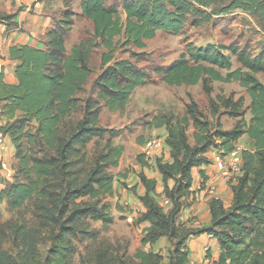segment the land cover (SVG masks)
I'll return each mask as SVG.
<instances>
[{
    "label": "trees",
    "instance_id": "16d2710c",
    "mask_svg": "<svg viewBox=\"0 0 264 264\" xmlns=\"http://www.w3.org/2000/svg\"><path fill=\"white\" fill-rule=\"evenodd\" d=\"M78 7L92 25L88 37L67 49L66 34L74 19L65 9L54 27L46 31L42 47L10 46V57L18 60L15 83L4 81L0 73V115L6 119L1 128L9 135L17 159L13 179L0 188V200L8 197L13 208L21 207L31 197L38 200L55 242L47 264H69L70 241L64 233L69 232L70 224L85 215L108 218L104 204H76L75 199L114 194V176L107 167L118 165L124 146L107 142L106 150L97 154L83 178L71 174L84 167L89 141L121 132L99 123L100 110H124L133 90L147 82L138 66L143 51L129 49L131 58H115V52L120 47L143 48L145 40L159 29L178 33L186 23L200 26L235 10L264 20V0H121V4L116 0H79ZM14 16L0 11V22H11ZM95 48L102 50L99 71L92 80L93 91L80 97L93 73L90 59ZM155 71L168 85L201 82L208 96L214 80H237L250 97V117L246 120L237 110L243 106L242 97L232 102L231 97L220 94L209 99L212 114L233 105L232 114L240 116L228 129L219 121H210L193 99L187 102L182 117H157L156 125L165 124L167 128L163 136L166 148L160 151L163 154L156 152L145 159L159 177L146 173L144 154H137L142 169L136 184L144 188L139 196L145 206L140 219L146 222L143 241L153 243L160 236L175 238L171 264H188V237L208 233L220 248L209 264H264V81L258 76L264 74V53L255 55L236 42L190 43L177 58ZM75 110L81 115L73 119ZM190 126L193 143L187 133ZM244 134L252 149L242 151V170L232 185L231 205L225 208L219 198L210 197L209 224L189 227L180 223L179 214L194 199L193 169L200 167L203 185L206 175L202 166L210 163L209 149L214 146L227 153ZM27 142L37 143L39 153L29 154ZM49 181H54L56 191L46 189ZM158 195L168 200L169 208L161 205ZM206 255L210 257L209 252Z\"/></svg>",
    "mask_w": 264,
    "mask_h": 264
},
{
    "label": "rangeland",
    "instance_id": "374dc122",
    "mask_svg": "<svg viewBox=\"0 0 264 264\" xmlns=\"http://www.w3.org/2000/svg\"><path fill=\"white\" fill-rule=\"evenodd\" d=\"M64 2L66 9L71 12L74 19L65 39L66 47L69 49L72 43L89 36L92 25L87 18L79 14L77 0H64ZM116 2L121 4V0H116ZM119 9L122 12V20H124L125 13L121 5ZM145 41L143 48L127 46L120 47L115 52V58H131L129 49L143 51L144 58L138 61V66L145 72L147 78L146 83L133 90L124 110L109 111L106 108L100 110L99 123L104 127L119 128L121 132L111 138L105 134L103 137H94L89 141L86 146L84 167L71 174L74 178H83L94 164L97 154L106 150L107 142L124 146L118 165L107 167V170L114 176V194L101 195L98 199H91L87 196L75 199L76 204L95 203L96 207L104 204L108 218L106 220L96 219L91 215H85L70 224L69 232L64 233L65 239L70 241L67 254L69 264H171L175 238L160 236L153 243L143 241L146 222L140 219L145 206L139 196L144 193V189L141 184H136L142 169L141 162L137 160V154H144L143 158L147 165L146 173L159 177L153 167L149 165L150 168H148L149 163L145 159V157L155 155V151L160 152L166 148L163 146L161 150H155L149 155L145 152L151 137L162 139L164 133L167 132L165 124L156 125L157 117L173 116V120L182 117L186 114V104L191 99L198 103L210 121L214 124L219 121L224 129L234 125L240 116L232 114L235 109L232 108L233 105L229 108L221 107L217 115L212 114L209 104L210 97L216 99L220 94L231 97L232 102L242 97L243 106L237 110L246 120L250 117L248 109L250 97L237 80L229 82L214 80L213 90L208 96L201 82L193 85H168L160 79L155 68L164 66L177 58L190 43L206 45L236 42L248 47L255 55L260 52L264 53L263 19L258 20L249 13L235 10L228 14L218 15L211 22L200 26L186 23L183 30L178 33L159 29L153 37ZM101 50V48H95L91 55L90 64L93 67V73L84 85L85 90L78 94L80 97H86L93 91L92 80L99 71ZM233 60L235 61V58ZM258 76L264 81L263 73H259ZM80 115L81 112L75 110L72 118L76 119ZM192 130L193 126L187 130L191 143L194 142ZM5 143L7 146L6 139ZM25 149L29 154L39 153V146L34 142H27ZM208 153L211 163L215 156L225 158L228 152L212 146L207 155ZM2 163L4 165H1L0 169L7 164L0 154V164ZM7 173L11 178L14 174V167L8 168ZM46 189L56 191L54 181H49ZM157 198L162 206L169 208L170 204L167 199L162 195H158ZM37 203L38 200L31 197L21 207L13 208L8 197L0 200V264H47L46 258L50 255L55 242L51 237L53 233L49 227L50 224L41 216ZM181 215L180 213L178 221L187 226V221L192 220L193 216L182 220ZM188 240L189 238L186 241V247H188ZM210 249L207 247L204 252L210 254Z\"/></svg>",
    "mask_w": 264,
    "mask_h": 264
},
{
    "label": "crops",
    "instance_id": "0c3cea01",
    "mask_svg": "<svg viewBox=\"0 0 264 264\" xmlns=\"http://www.w3.org/2000/svg\"><path fill=\"white\" fill-rule=\"evenodd\" d=\"M78 3L79 0H77ZM65 9L64 0H0V11L15 14L11 22H0V62L2 63L1 73L4 81L8 83H15L17 81L15 66L18 60L10 57V46L15 44H29L42 47L44 45L43 37L46 31L54 27L56 21L62 16ZM5 120L3 118V122ZM5 139L7 146L3 151H0V154H2L7 164L0 169V188L4 187L7 181L13 179L14 174L10 178L7 169L14 167L15 172L17 165L15 149L8 134H6ZM237 142L245 146L244 149H252L251 141L246 134L242 135ZM222 159L228 162L229 155H226ZM199 168L195 167L193 169L191 188L195 192L194 199L181 212L182 220L193 216L192 220L187 221V226L193 227L207 225L210 222L211 215L208 201L211 194L209 187L213 186L215 188L216 196L222 201L223 206L228 208L232 203V185L236 183V179L240 175V173H235L234 171H231L226 176L223 175L216 166L215 159H213L211 163L202 166L206 175V179L202 185V176L199 173ZM142 189L144 188L142 187ZM188 238L187 249L189 251V264H209L210 258H217L220 248L214 236L208 233H201L198 235H190ZM207 247L211 248L210 257H207L204 252V249H207Z\"/></svg>",
    "mask_w": 264,
    "mask_h": 264
},
{
    "label": "built area",
    "instance_id": "2783aa9c",
    "mask_svg": "<svg viewBox=\"0 0 264 264\" xmlns=\"http://www.w3.org/2000/svg\"><path fill=\"white\" fill-rule=\"evenodd\" d=\"M2 72V63L0 62V73ZM3 117L0 115V150L5 149V136L6 133L2 130L1 126L3 124ZM164 145V137L162 139L158 137H151L148 140L146 147V155L151 154L155 150H161ZM164 148V147H163ZM244 146L238 142H235L234 147L226 155H229L228 162H225L220 156H216L215 163L218 169H220L223 175H228L231 171L235 173H241L242 170V151ZM4 165V163L0 164ZM237 180V179H236ZM211 197L218 198L215 194V188L213 186L209 187ZM195 264V263H193Z\"/></svg>",
    "mask_w": 264,
    "mask_h": 264
}]
</instances>
